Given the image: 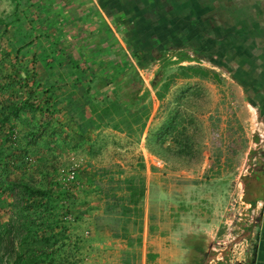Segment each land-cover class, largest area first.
I'll return each instance as SVG.
<instances>
[{
  "label": "crops",
  "instance_id": "crops-1",
  "mask_svg": "<svg viewBox=\"0 0 264 264\" xmlns=\"http://www.w3.org/2000/svg\"><path fill=\"white\" fill-rule=\"evenodd\" d=\"M34 1L31 7L36 17L43 0ZM109 1L44 0V13L39 15L44 24L43 32L35 28L38 33L34 32L29 38L26 48L30 56L34 54L37 58L42 53L38 45L43 39V52L50 65L45 72L56 75L58 83L50 81V91L55 93L62 107L84 111L76 117L77 124L91 123L88 132L82 134L85 139H90L96 129L91 139L95 136L104 139L108 135L130 142L136 140L132 133L119 127V123L127 124V117L117 119L112 114L97 122L93 114H88L92 105L84 91L89 86L90 76L110 77L111 83L106 89L109 96L98 104L99 108L109 107L116 98L122 112L140 107L136 129H139L141 161L128 164L123 156L117 153L104 155L105 150H100L97 158L87 159L83 165L85 168L80 169L90 172L87 174L90 178H83L78 195L76 263L264 264V162L258 153L255 155V149L247 153L254 167L242 181L238 179L234 196L243 199L244 208L250 207V210H245L244 219L238 218L232 223L229 240L230 229L226 221L222 222L229 198L228 165L222 159L214 164L204 162L197 166L162 163L146 145V141L155 136L150 130L154 126L155 94L159 83L152 88L151 82L158 71L163 67L179 66L204 71L202 76L201 72L188 70L189 78L180 80L187 86L194 82L208 83V76L217 79L224 73L230 78L228 71L197 58L194 51L173 47L162 51L145 68L139 69L126 44L133 39V24L140 21L149 28V34L157 32L158 35L162 28L158 26V15L163 16L162 13L189 16L191 25L186 26L189 31L186 38L196 41V18L204 14L202 23L199 22L206 43L217 40L225 46L235 42L251 45L260 52L262 59L258 61H264V29L261 30L255 20L250 21V28L228 24L222 15L218 17L221 26L217 25L212 16L214 7L207 0H201L200 5L195 0H176L173 7L164 12L163 5L159 4L161 0H114L110 1L113 9L111 5L106 9L100 6L101 2L107 4ZM176 39L175 36L170 41L176 43ZM235 59L241 61L237 57L232 61ZM133 73L141 79L137 103L134 104L131 103L135 86L131 82ZM65 77L69 78L68 82ZM224 83L230 86L235 97L229 102L217 100L207 108L208 112L213 110V114L208 115L212 125L220 126L216 131L219 137L224 126L230 127L233 121L243 122L242 115L250 108L259 110L254 101L262 99L264 91L253 87L261 92L254 95L251 90L255 98L249 102L242 99L240 92L247 84ZM210 84L205 85L211 88ZM103 127H107L110 133L100 132ZM75 134L70 136L75 137ZM250 212L255 218L253 224L249 223Z\"/></svg>",
  "mask_w": 264,
  "mask_h": 264
},
{
  "label": "rangeland",
  "instance_id": "rangeland-1",
  "mask_svg": "<svg viewBox=\"0 0 264 264\" xmlns=\"http://www.w3.org/2000/svg\"><path fill=\"white\" fill-rule=\"evenodd\" d=\"M200 1L195 0V3L200 5L205 0ZM207 1L214 7L212 16L215 19L214 23L219 26H221V20L218 17L222 15V19H226L224 22L228 24L245 25L250 28V21L255 20L259 28L264 29V0ZM11 11V1L0 0V20L6 19ZM27 11L31 12L32 7L27 8ZM25 23L24 18L20 16L15 19L13 27ZM43 28L44 25L40 29L37 26V31ZM37 31L35 33H38ZM256 35L260 36L258 33ZM28 53L29 50L26 49L25 55L20 56L21 66L25 65ZM46 63H49L46 57L34 60L32 68L38 73V80L41 83L44 80L47 85L51 83L50 81L57 83L56 75L50 76L45 72L47 71ZM232 67L246 73L248 83L240 92L242 99L251 102L255 96L250 87L264 89V61L254 60L250 65H246L243 61L235 59ZM188 72L187 67H163L161 81L155 94L157 107L153 118L154 126L150 130V133H155V136L146 141V145L162 163L197 166L204 162L214 164L222 159L228 165L229 198L224 206L222 222L226 221L231 234L232 223L238 218L244 219L246 214L244 206L235 203L233 199L237 193L235 185L238 179L242 181V178L249 173V170H246L250 165L248 151L255 149V155L258 153V157L264 162V110L250 108L248 113L242 115L243 122L233 121L230 127L224 126L220 137L216 136L220 126L212 125L209 116L213 114V110L208 112V105L217 100L224 99L226 102L232 100L235 95L231 92L230 86L224 82L229 85L236 82L224 73L223 77L217 79L208 76L210 80H207L208 83L194 82L187 86L188 84H182L180 80L189 78ZM218 73L222 72L218 71ZM64 80L68 82L69 78L65 77ZM205 84H210L211 88ZM5 90L6 88L3 89ZM69 110L72 112V109ZM139 112L140 107H137L131 111L120 110L119 113L114 114L117 119L128 118L127 124L119 123V127L126 133H132L136 140L131 142L111 138L108 135L104 139L96 136L91 139L96 129H93L90 139L87 137L78 141L70 136L77 132V127L74 125L77 124L78 119L66 111L55 114L51 120L46 121L47 125L41 133L43 139L30 137L28 131L33 132L37 128L36 116L21 113L16 125L13 148L24 151L21 157L23 167L19 173L10 172L11 176L15 180H25L33 187L45 190L47 177H51L53 187L61 184L62 178H65L72 167L75 169L74 173L76 170L84 169L83 165L87 159L89 161L90 158H97L95 156L102 150H105L104 155L117 153L123 156L128 164L139 163L141 161L137 138L139 129H136ZM103 131L110 133L107 127L100 130V132ZM0 179H3L2 175ZM82 180L79 178L77 181L79 189L74 192L76 197L73 200L57 201V203L55 201L49 203L45 200V206H36V209L41 211L30 214L34 221L33 226L15 221L12 210L15 209V205L20 204L18 193L12 191L9 192L11 197H7L9 193L4 197L0 192V264H77L76 223L78 219L75 208L79 204L78 195ZM63 191L64 189H58L56 193L59 195ZM67 207L70 208V213L65 211ZM24 213L26 214L25 211Z\"/></svg>",
  "mask_w": 264,
  "mask_h": 264
},
{
  "label": "trees",
  "instance_id": "trees-1",
  "mask_svg": "<svg viewBox=\"0 0 264 264\" xmlns=\"http://www.w3.org/2000/svg\"><path fill=\"white\" fill-rule=\"evenodd\" d=\"M10 1L12 3V11L6 16V19L0 20V175L3 176V179H0V192L4 197L7 196V193L12 191L18 193L20 204L15 205V209L13 208L12 210L15 221L16 223H27L33 226L34 221H32L31 215L41 211L37 210L36 206H45V200L49 203L52 201L57 203V201L73 200L76 197L74 192L79 189V187H77L78 179L90 178L87 175L90 172L86 173L84 170H76V174L74 173L72 181L66 182L65 178H62V183L56 184L57 187L56 185L53 187L51 177H47V187L45 190L35 188L25 180L13 179L10 172L19 173L22 170L23 165L21 157L24 155L22 149L13 148L17 121L20 120L21 113L35 115L37 128L33 132L28 131V134L30 137H39L43 139L41 133H43L47 125L46 121L51 120L55 114L66 111L72 113L74 117L77 114L79 116L80 114H84V111L74 108L71 112L68 108L62 107L61 102L55 98V93H51V86L49 84L48 86L44 80L42 83L38 80V73L35 72L32 67L34 60L45 58L43 52L45 44L43 39L38 45L42 53H40L37 58L34 57V54L30 56L28 53L26 54L25 65L21 66L19 62V60H21L20 58L25 55L26 48L29 46L28 40L34 34L33 30L37 28V26L40 29L44 25L39 19V15H43L44 13V11H42L45 4L44 0L41 2L43 5H41L40 10L37 11L36 17L32 11H27V8H30L35 3L34 0ZM110 1L114 2V0ZM110 1L107 4L101 2L100 6L106 9L111 5L113 9L114 5H112ZM175 2L176 0H161L159 4L163 5L162 12L173 7L172 5H174ZM128 6H131V4ZM137 11L136 9V12ZM162 15L164 17L158 15L160 17L158 26H162V28L159 29L160 33L158 35L157 32H155V35L149 34V28L141 21L138 22L137 25L133 24V39H128L129 41L126 44L131 52L132 59L139 69L145 68L156 59V57H159L162 51L168 48H184L194 51L197 58H202V60L209 62L212 66H218L228 71L230 78L237 84L243 86L247 84L246 76L232 68V58L237 57L246 65H250L252 62L251 60L262 59V57L260 58V52L258 50L251 45L239 42L227 46L220 44L217 40H213L212 43H206L203 39V32L201 29L204 14H199L196 18L198 23L196 25V41L195 39L190 41L186 38L189 34L186 26L191 25V18H189V16L187 18L179 17L176 14L168 16L162 13ZM20 16L24 18L26 23L24 25L18 24L13 27L15 19ZM130 18L132 17L129 16V20ZM199 21H201V23ZM39 32H43V30ZM175 36L178 39H176V43H172L170 39H174ZM262 54H264V52ZM28 55L30 57H27ZM1 59L3 61H1ZM68 63L73 66L71 61ZM46 64L48 68H50L49 63ZM187 69L192 73L201 72L200 74L202 76L205 75L203 73L204 71L200 70V68L189 67ZM161 73L162 71H158L154 76L151 82L152 88L161 81ZM89 79V86H87L84 91V96L92 105L88 114H93L97 122H102L110 115L119 113L121 107L117 98L111 102L109 107H98V104L105 101L109 96V93H106V89L109 88L108 85L111 83L109 80L110 77L105 79L103 76L101 77L99 75V77L90 76ZM131 82L135 84L134 93L131 98V103L134 104L137 103V91L140 89L141 79L136 73H133ZM5 88L6 90L3 91ZM251 90L254 95H258L261 92L259 89L253 87H251ZM262 94V99L258 100L257 98L254 103L259 109L264 110L263 91ZM124 104L125 103H122V105ZM74 126L77 127V137L76 134L75 137L80 141L85 139L86 136L82 134L88 132L91 123L86 122ZM92 174L94 173L92 172ZM58 189H64L63 193L58 195V193H56ZM9 196L11 197V194L7 197ZM77 210L78 206L75 208L76 215H78ZM65 211L70 213V208L67 207Z\"/></svg>",
  "mask_w": 264,
  "mask_h": 264
},
{
  "label": "built area",
  "instance_id": "built-area-1",
  "mask_svg": "<svg viewBox=\"0 0 264 264\" xmlns=\"http://www.w3.org/2000/svg\"><path fill=\"white\" fill-rule=\"evenodd\" d=\"M253 167H254V164H250V165L247 166L246 170H249L248 172H250L253 169ZM73 171H74V167L71 168V171L66 173V175H65V180L66 181H72L73 180V177H74V172ZM233 201L235 203H239V204L244 206V204L242 203V199H240V198L237 199L236 197H234ZM245 210H250V207L245 208ZM248 219H249V223H251V224H253L255 222V220H254L255 218L253 217V213L252 212L249 213ZM228 227H229V225H228ZM228 239L229 240L231 239L230 234L228 236Z\"/></svg>",
  "mask_w": 264,
  "mask_h": 264
}]
</instances>
